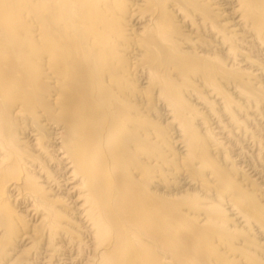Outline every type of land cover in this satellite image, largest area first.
I'll return each instance as SVG.
<instances>
[{
	"label": "bare ground",
	"instance_id": "6f19581e",
	"mask_svg": "<svg viewBox=\"0 0 264 264\" xmlns=\"http://www.w3.org/2000/svg\"><path fill=\"white\" fill-rule=\"evenodd\" d=\"M0 264H264V0H0Z\"/></svg>",
	"mask_w": 264,
	"mask_h": 264
}]
</instances>
